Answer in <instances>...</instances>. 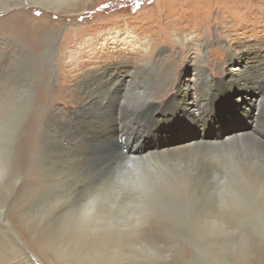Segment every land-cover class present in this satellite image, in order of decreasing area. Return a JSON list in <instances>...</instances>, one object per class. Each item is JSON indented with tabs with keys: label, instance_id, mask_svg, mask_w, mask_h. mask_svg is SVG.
<instances>
[{
	"label": "rangeland",
	"instance_id": "rangeland-1",
	"mask_svg": "<svg viewBox=\"0 0 264 264\" xmlns=\"http://www.w3.org/2000/svg\"><path fill=\"white\" fill-rule=\"evenodd\" d=\"M16 1V5L11 3L10 8L0 12V27L5 26V19L14 14L17 18L13 21L21 26L15 34L20 50L16 57L9 56L7 70L3 71V60H0V89L6 95L12 92L10 95L17 98V117L0 125L1 151L6 150L11 157L0 155L3 165L5 162L12 164L21 154L18 145L27 124L36 123V127L29 165L20 158L21 167L13 166V171L6 170L0 176V264H23L21 260L25 256L31 264H76L56 260L47 244L50 240L59 241L57 238L63 235L76 234L79 235L77 238L82 235L88 238L89 241L83 240L91 245L101 240V232L95 236L87 233L93 222L82 216L81 207L90 193L92 198H98H95L96 202L104 199L110 189L103 185L108 179L114 181L116 169L111 163L114 161L112 156L107 163H90L85 172V163L81 162L89 161L90 157H78L79 151L86 147L80 145L86 140L85 135L90 142H98V133L107 126L105 118L111 113L110 106L106 114L96 106L72 111L78 105H85L80 101L82 97L73 77L75 69L82 63L84 69L78 73L83 77L84 72L106 64L104 61L114 62L117 53L120 58L114 63H127V70L137 72L135 86L144 92L143 96L155 97L156 107L148 110V119L151 115L158 119L153 125L152 140L144 139L139 147L131 150L127 143L132 139L129 137H132L134 122L129 119L127 122L118 112L123 123H118L117 115L118 120L111 125L112 132L107 135L116 136V144L125 157L142 156L145 143L160 147L194 138L203 140V137L222 141L223 137L235 136L254 126L252 101L259 95L257 88L246 86L243 89L239 85H229L225 80H229L230 70L237 67L228 53L239 43L238 39L256 44L247 49L252 50L251 56L247 58L244 52L241 62L249 63L245 68L250 72L261 71L260 63L264 64V0H82L67 12H51L27 5V0ZM104 5L107 7H102ZM126 32L135 37V45L128 41L130 35L124 37ZM99 33L103 37L119 33L125 44L112 46L108 40L98 43L95 37ZM46 35L53 36L46 40ZM2 37L5 35L1 32ZM149 39L153 50L144 52L145 47H149L144 43ZM253 52L260 57L254 58ZM240 53L241 57L243 52ZM200 54L205 71L199 69ZM143 59L147 62L142 63ZM186 64L190 69L185 73ZM125 71L126 68L120 67L113 74L120 76ZM182 75L189 79L190 87L194 77L208 78L212 87H216L215 97L209 100L205 114L196 121L193 119L194 123L179 120L183 115L180 106L166 105L172 99L181 98L185 80ZM96 86L95 82L92 90ZM94 92L92 96H95ZM238 96L247 98L236 103ZM134 101L127 97L126 112ZM159 115L164 120H160ZM141 117L138 116L136 122H140ZM92 120L95 121L89 130L87 126ZM96 120L106 125L97 127ZM206 120L207 124L204 123ZM71 136L77 138V143ZM128 146L130 150L124 151ZM208 166L214 169L215 163L209 161ZM213 174L212 170L207 173L205 183L202 174L185 177L189 185L187 192L173 200L153 202V207L144 205V216L141 215L138 225L131 223L129 227L110 229L112 238H118L124 249L118 247L119 252L115 255L105 251L104 261L100 255L88 264H264V209L263 215H245L238 209L236 200H230V206L224 203V209H215L227 186L220 188L221 184L212 180ZM262 176L264 164L254 167L249 174L251 179ZM218 212L225 216L224 221L229 225L220 226L214 222Z\"/></svg>",
	"mask_w": 264,
	"mask_h": 264
},
{
	"label": "bare ground",
	"instance_id": "bare-ground-1",
	"mask_svg": "<svg viewBox=\"0 0 264 264\" xmlns=\"http://www.w3.org/2000/svg\"><path fill=\"white\" fill-rule=\"evenodd\" d=\"M6 1L7 2H3V0H0V12L2 10V12H4V10L8 6H10L11 3L15 4L16 0ZM81 1L82 0H27V5L39 6L40 8L44 10L46 9L47 11L51 12H67L75 8L76 2L80 3ZM14 18H17L15 14L7 17V19H5L7 23H4L5 26L0 27V33L2 32L5 35V37L0 38V60H3L2 62H0L3 71L7 70V61H10L9 56L15 55L14 57H16V55L18 54L17 50H20L18 49L19 42L18 40H16L15 34L18 32L21 26L19 27L13 21ZM40 27L41 25L39 26V28ZM39 28L37 27V29ZM129 35L130 33L128 32L124 33V37L126 38H129ZM52 36L53 35H46L45 39L49 40L52 38ZM130 37L131 39H129L128 41L131 44L135 45V37H133L132 35H130ZM24 38L29 39L28 36H25ZM95 40L98 43L101 42V40L102 43L108 40V43L112 46H116L121 43L125 44L123 38L119 33L110 34L109 37H103V34L99 33V35L95 37ZM238 42L239 43L236 44L234 49L232 48V50L228 53L229 59H232V61L235 60V62L237 63V67L234 70H230V74L228 75L229 80H225V82H227L229 85H239L243 89H245L246 86H254L257 88L259 95L256 96V98L254 97L255 99L253 98L252 101L254 102L253 107L255 108V115L253 116V118L255 119L253 123L254 126L252 125V121L250 120L252 125L250 126V128L239 133L237 132L238 134L235 133V136L223 137L224 139L222 141H219L217 138L211 140L204 139L203 137V140L194 138L189 141L185 140L186 142L176 145L162 144L160 145V147H152V143H145V147L141 151V154L143 155L140 157H125L124 154L120 152L116 144V136H109L107 135V133L112 132L111 125L115 124L118 120V118L116 117L119 112L125 117L124 119H127V122L128 119L134 122L133 128H136H132V137H129L132 139H130L127 143V145L131 146V150L135 146L139 147V143L144 139L152 140V138H154L153 131L155 129V127L153 128V125L154 123H156V121H158V119L153 118L152 115L151 118L148 119V112L150 111L149 109H153V107H156V101L154 100L155 97L143 96L144 92L141 91L139 87L135 86L137 72H130L129 70H127V63L122 62L124 63L122 64L120 61L119 63H114L116 59L120 58L117 53H115L116 58L114 57V62L108 63V60L107 62L103 59L104 63L106 64L97 65L94 71L84 72L83 77L81 76L82 74L79 77L80 73H78V71L84 69L82 67L83 65L82 63L78 65L77 69H75L76 72L74 73L73 77L76 78L75 84L77 83L76 85L78 86V91H80L78 94L82 97L80 101L84 102L85 105H78V107L72 111L78 112L80 110L93 108L96 106L103 114H106V112L108 111V106H110L109 112L111 114L105 118L107 126L98 133V142L105 143L111 150L112 156L114 158V161H112L111 163L116 165H113V168L115 167L116 171L114 172L115 176L112 177L114 180L113 182H110V179H108V181L104 183V185L102 184L105 188L110 189L109 191L107 190L108 192L106 191V193L104 194V199L102 201L99 200V202H96L95 200H98V198L94 196L93 199V195H91L90 193L86 197L84 203H82L81 207L82 216H85L87 220L89 219L93 222V226L90 232L87 233H91L95 236L97 233L101 232L99 235V239L101 240H98L99 243L94 242L93 244L96 245H91L88 242L89 239L85 237L83 238V235L81 238H77L76 236L78 234L72 236L63 235L57 238L59 241L55 239V242L54 240L49 241V239H46L47 241H49V244H47L48 250H51V252L56 255V260H61L62 262H75L76 264H88V261L95 262L96 256L100 255H102L100 259L104 261L106 259L105 251H108L111 255H115V252H119V248L124 249V246L119 244L118 238H112L113 235L111 234L110 229L114 230L117 227H129V224L131 223L138 225L141 215H143L144 205L151 204L153 202L155 203L159 200H173V197L175 198L176 196L182 195L183 193L187 192L189 190V185L185 177L189 178L191 174H202V182L205 183L207 173L212 170V172L215 173L212 175V180H215L219 184H221L219 186L220 188H224L225 186H227L226 191L223 190V194L220 195L219 201L217 202V208L215 209H224L225 206H222L224 203L230 206V200H236L238 209L243 212V214L252 216H255L257 214L263 215L262 211L264 209V176L260 177L259 179H251L249 178V174L254 167L258 165L262 166L264 164V64L260 63L262 64L260 68L261 71L250 72L251 70H246L245 67L249 63H244V61L241 62V59H243L244 52H246V54L248 55L247 58L251 56L252 50L247 51V49L251 46H255L256 44L243 41L242 39H238ZM48 44L50 45L51 43ZM145 44H148L149 47H145L144 52H150L153 50L151 48L152 44L150 43V39L147 40L144 45ZM34 46L36 47L37 45L34 44ZM238 51L239 54L237 55ZM240 51L243 52L241 57ZM253 53L254 58L260 57L259 55L255 54V52ZM65 54L67 53L64 52V55ZM62 58L64 59V57ZM143 62L147 61L143 59L142 63ZM203 64L204 62L202 60V55L200 54L199 69L201 68L202 71H205V69L203 68ZM186 66L187 69H185V73L190 69V65L186 64ZM120 67H122V69L126 68V71L122 74L123 76H125L124 78L122 77V75L116 76L115 74H113V71ZM135 71H137V69ZM182 78L184 79L185 77H183L182 75ZM65 79L67 80V78ZM95 82L97 86L94 90H92ZM251 83L253 85H251ZM124 87L128 88L124 90ZM215 89L216 87H212L208 78L194 77L192 87H190L189 79L187 80L185 78L182 83V91L179 96L181 98L179 100L176 98L175 100L172 99L166 105H172L171 107H176V105L180 106V111L183 112V115L179 118L181 122H191L193 119L196 121L197 118L202 115L207 109L209 100L214 99L215 94L213 93ZM95 90L96 93L94 92ZM93 92L95 93V96L91 95V93ZM11 93L12 92H8V94L6 95L0 89V125L1 123H9L11 119L13 121V119L17 117V98L14 94L10 95ZM128 96L134 98L135 101L134 104L128 108V112H126L125 103ZM246 98L245 96H238V98L235 99V102L240 103ZM221 104L222 103H220L219 105ZM138 116H142V120L140 122H136ZM102 117L103 115L101 116V118ZM121 118L123 117L119 116V124L123 123ZM158 118L160 120H164L162 115H159ZM93 121L95 120H92L87 126L89 130V126H91V123H93ZM96 121L98 122L95 123L98 124L97 127L101 126L102 124V127L106 125V123L99 122L98 120ZM207 121L208 120H206L204 123L207 124ZM31 123L32 122H29L25 127L23 131V138L19 141L18 150L21 154L15 157V160L12 164L5 162L6 164L3 165L0 160V176L3 175L6 170L13 171V166L21 167V163L19 164L20 158H23V162L25 163V165H29V153L31 148L33 147L36 127V123ZM86 135V140L84 141L90 142L91 140L86 138ZM81 140L83 139L81 138ZM128 150H130L129 146L127 147V149H124V151L126 152ZM79 152H81V155L78 153L79 158L81 156L86 157L89 155L87 146L85 148H82ZM2 154L7 156L8 158L10 157L6 150H3L2 152L0 148V155ZM209 161L215 163L214 169L208 166ZM81 163L83 164L85 163V161H82ZM246 187L248 188V190ZM101 189L104 188L101 187ZM216 196L214 197L216 198ZM212 200H214V198H212ZM152 205L153 204H151V206ZM219 213L220 212H218V217L214 219V222L220 226L229 225L227 221H224L225 216L222 217V213ZM123 231H121L120 234ZM137 235L139 234H136V236ZM83 239H88V241ZM65 240L67 241L63 242ZM138 240L139 242H142L141 238H139ZM96 248L97 251H94ZM91 252H93L94 254H88ZM21 261H23V264H31L28 256H25ZM113 263L114 262H109L108 264ZM104 264H106V262H104Z\"/></svg>",
	"mask_w": 264,
	"mask_h": 264
},
{
	"label": "snow or ice",
	"instance_id": "snow-or-ice-1",
	"mask_svg": "<svg viewBox=\"0 0 264 264\" xmlns=\"http://www.w3.org/2000/svg\"><path fill=\"white\" fill-rule=\"evenodd\" d=\"M102 7H107L104 5ZM139 8V4H137ZM39 15V13H37ZM76 137H72V141H76ZM87 146L88 154L90 157L89 161H85L84 170L87 172L89 170L90 163H107L112 158V153L109 147L103 142H88L84 141L81 147Z\"/></svg>",
	"mask_w": 264,
	"mask_h": 264
}]
</instances>
